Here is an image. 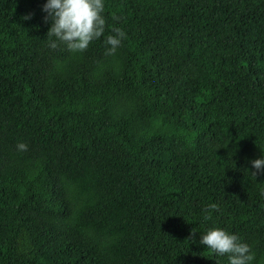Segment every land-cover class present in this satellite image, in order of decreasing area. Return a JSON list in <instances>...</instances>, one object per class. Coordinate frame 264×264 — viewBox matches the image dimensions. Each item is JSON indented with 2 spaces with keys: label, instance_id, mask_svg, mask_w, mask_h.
<instances>
[{
  "label": "trees",
  "instance_id": "16d2710c",
  "mask_svg": "<svg viewBox=\"0 0 264 264\" xmlns=\"http://www.w3.org/2000/svg\"><path fill=\"white\" fill-rule=\"evenodd\" d=\"M45 2L0 0V264H264V0H104L83 51Z\"/></svg>",
  "mask_w": 264,
  "mask_h": 264
},
{
  "label": "clouds",
  "instance_id": "9594fccd",
  "mask_svg": "<svg viewBox=\"0 0 264 264\" xmlns=\"http://www.w3.org/2000/svg\"><path fill=\"white\" fill-rule=\"evenodd\" d=\"M104 7V0H46L42 9L47 13L45 19H51L47 36L55 37L49 41V46L55 48L57 42H60L70 51L85 50L105 32ZM112 31L115 34L107 35L104 40L108 45L107 54L114 53L125 36L119 28H113ZM16 147L20 151L27 149L23 142H18ZM250 163L252 175L264 173V155ZM209 207L215 208V205ZM198 243L211 250L216 257L226 256L227 264H252L255 259L250 245L242 241L236 233L224 228L211 227L200 233Z\"/></svg>",
  "mask_w": 264,
  "mask_h": 264
}]
</instances>
